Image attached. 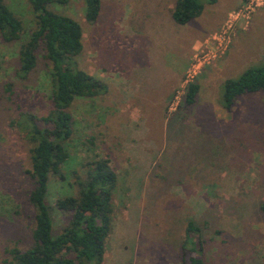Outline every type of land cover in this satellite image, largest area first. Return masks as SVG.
<instances>
[{
    "label": "rangeland",
    "instance_id": "rangeland-1",
    "mask_svg": "<svg viewBox=\"0 0 264 264\" xmlns=\"http://www.w3.org/2000/svg\"><path fill=\"white\" fill-rule=\"evenodd\" d=\"M3 1L25 32L34 28L26 0ZM201 1V16L185 28L168 21L176 0H101L91 25L84 0L51 6L81 25L83 50L76 61L108 93L71 105L65 179H51L47 202L56 235L70 215L57 211L55 201L75 194L70 183L87 163L110 161L117 183L102 264H183L184 257L189 264L195 251L203 264H264V91L239 97L231 111L220 103L225 80L264 65V11L255 18L264 4L226 29L241 1L189 50L188 36L196 40L197 27L206 33L215 28L232 3L220 0L215 8ZM18 49L0 36V264L6 249L28 247L34 217L27 201L28 148L10 121L17 106L40 116L52 107L42 62L28 80L17 77ZM203 55L206 62L191 83L199 87L195 103L184 105L188 71ZM191 222L199 231L187 233ZM185 240L187 249L200 240L202 251L184 254Z\"/></svg>",
    "mask_w": 264,
    "mask_h": 264
},
{
    "label": "trees",
    "instance_id": "trees-1",
    "mask_svg": "<svg viewBox=\"0 0 264 264\" xmlns=\"http://www.w3.org/2000/svg\"><path fill=\"white\" fill-rule=\"evenodd\" d=\"M34 15V28L25 32L22 20L3 0H0V36L5 43L19 44L17 77L26 81L44 64L46 77L51 85V109L45 115L24 111L16 107L15 118L10 125L22 135L28 148L30 168L25 170L31 189L27 201L33 210L30 244L27 248L11 247L5 250L1 264H102L105 242L112 229V193L117 183V173L110 161L102 158L87 163L85 172L75 176L70 186L75 194L59 198L54 208L69 214L68 223L54 234L52 208L47 202L51 179L64 181L63 167L69 160L68 144L73 136L71 105L79 98H95L108 93V86L101 80L81 70L76 61L83 50L81 25L74 19L60 15L51 9L64 6L70 0H26ZM214 5L217 0H205ZM86 23L99 19L101 0H84ZM201 0H176L171 12L172 20L186 25L203 12ZM4 90L12 101L13 85L7 83ZM221 105L231 111L237 99L246 94L264 91V65L244 71L237 79H227L222 84ZM199 87L187 86L183 104L195 103ZM264 213V202L260 204ZM199 231L189 223L187 233ZM182 250L202 251L191 244ZM189 264H203L197 252H192ZM186 264L185 257L182 261Z\"/></svg>",
    "mask_w": 264,
    "mask_h": 264
},
{
    "label": "built area",
    "instance_id": "built-area-1",
    "mask_svg": "<svg viewBox=\"0 0 264 264\" xmlns=\"http://www.w3.org/2000/svg\"><path fill=\"white\" fill-rule=\"evenodd\" d=\"M264 4V0H242V4L238 10H236L235 13L230 14L228 16L227 22L225 24L226 29H229L231 27V24L233 23V20H237L239 17L247 18L249 17V14L254 11L255 8H259ZM234 16L236 18H234ZM226 29L222 31V36H224L227 32ZM207 55H203L201 57H195V63L192 65V69L189 70L188 75L186 77L185 81V87L187 89V86L192 83L194 77L197 75V73L194 70H197L198 68H201L203 64L206 62ZM185 89V90H186ZM183 94V93H182ZM177 98V97H175Z\"/></svg>",
    "mask_w": 264,
    "mask_h": 264
},
{
    "label": "crops",
    "instance_id": "crops-1",
    "mask_svg": "<svg viewBox=\"0 0 264 264\" xmlns=\"http://www.w3.org/2000/svg\"><path fill=\"white\" fill-rule=\"evenodd\" d=\"M241 1L242 0H232V3H231V5H226V8L224 9V11H223V13H222V16H220L219 18H218V20H217V26H215V28H213L212 30H210L208 33H206V31H203L200 27H197V29H199V31H197V32H200V34L199 35H196L197 36V38H196V40L195 39H193L191 36H188V37H190L191 39H190V41H186V39H184L183 38V36H180V40H185L186 41V43H185V46H188L189 45V50H190V47L193 45V43L194 42H197V41H199V40H201V38L203 39V38H205L206 37V35L207 34H209L210 32H212V31H214V30H216V29H218L219 28V26L221 25V23L223 22V20L225 19V17H226V15L230 12V11H235L238 7H239V5H240V3H241ZM219 2H220V0H217V2L214 4V5H211L212 7L213 6H215V8H221L218 4H219ZM262 11H264V6L261 8V9H259L255 14V18H256V16H257V14L258 13H261ZM170 16V19L168 20L169 22H174L173 20H172V17H171V15H169ZM201 16V15H200ZM168 21L166 22V21H164L165 23H168ZM176 24V23H175ZM188 24V23H187ZM187 24L186 25H179V27H182V28H185L186 26H187ZM178 25V24H177ZM185 26V27H184ZM169 27H171V26H169ZM187 37V36H186ZM199 37V38H198ZM188 50V51H189ZM104 255H105V253H104Z\"/></svg>",
    "mask_w": 264,
    "mask_h": 264
}]
</instances>
